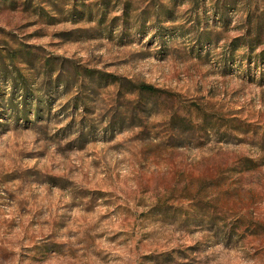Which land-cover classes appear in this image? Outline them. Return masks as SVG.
<instances>
[{"label":"rangeland","instance_id":"rangeland-1","mask_svg":"<svg viewBox=\"0 0 264 264\" xmlns=\"http://www.w3.org/2000/svg\"><path fill=\"white\" fill-rule=\"evenodd\" d=\"M0 264H264V0H0Z\"/></svg>","mask_w":264,"mask_h":264},{"label":"trees","instance_id":"trees-1","mask_svg":"<svg viewBox=\"0 0 264 264\" xmlns=\"http://www.w3.org/2000/svg\"><path fill=\"white\" fill-rule=\"evenodd\" d=\"M99 74V73H96ZM100 77H109V75H101ZM114 82H118L120 84H123V80L122 79H114ZM130 86V89L132 92L139 94L140 96H145V95H149V96H155V95H160L163 93V91L154 88L151 85L148 84H144V83H140V84H136L133 82H129L127 83Z\"/></svg>","mask_w":264,"mask_h":264}]
</instances>
